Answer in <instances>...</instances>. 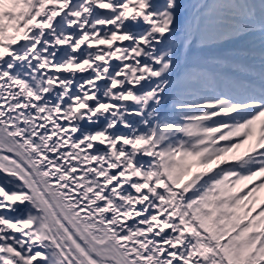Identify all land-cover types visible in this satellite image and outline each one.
<instances>
[{
  "label": "snow or ice",
  "instance_id": "obj_1",
  "mask_svg": "<svg viewBox=\"0 0 264 264\" xmlns=\"http://www.w3.org/2000/svg\"><path fill=\"white\" fill-rule=\"evenodd\" d=\"M264 0H0V264H264Z\"/></svg>",
  "mask_w": 264,
  "mask_h": 264
},
{
  "label": "rangeland",
  "instance_id": "obj_2",
  "mask_svg": "<svg viewBox=\"0 0 264 264\" xmlns=\"http://www.w3.org/2000/svg\"><path fill=\"white\" fill-rule=\"evenodd\" d=\"M261 195H262V193H261Z\"/></svg>",
  "mask_w": 264,
  "mask_h": 264
}]
</instances>
